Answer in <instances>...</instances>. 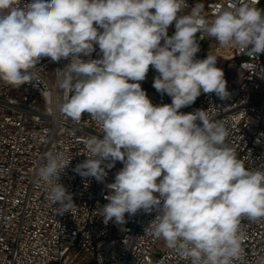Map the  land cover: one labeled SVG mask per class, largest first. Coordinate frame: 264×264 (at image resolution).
<instances>
[{"label":"clouds","instance_id":"clouds-1","mask_svg":"<svg viewBox=\"0 0 264 264\" xmlns=\"http://www.w3.org/2000/svg\"><path fill=\"white\" fill-rule=\"evenodd\" d=\"M258 3L225 0L209 20L199 2L180 15L187 0H0V83L34 84L43 58L67 60L57 79L60 112L77 123L87 113L102 128L82 140L86 158L72 171L87 187L121 162L105 185L104 224L155 212L144 233L187 264H244L241 221L264 219V166L246 168L228 128L207 110L180 111L202 93L230 98L218 57L197 58V33L249 57L264 53ZM150 66L153 88L170 104H153L141 87ZM72 159L49 152L37 169L59 215L76 206L59 182Z\"/></svg>","mask_w":264,"mask_h":264},{"label":"built area","instance_id":"built-area-1","mask_svg":"<svg viewBox=\"0 0 264 264\" xmlns=\"http://www.w3.org/2000/svg\"><path fill=\"white\" fill-rule=\"evenodd\" d=\"M197 2L204 5L202 15L211 20L217 5L225 0H187L180 15L190 12ZM256 7L264 9V0ZM174 32L173 23L168 34ZM196 35L201 49L197 58H206L208 52L218 57L217 67L224 72L230 98L202 93L180 111L207 110L228 128V143L246 168L264 166V53L249 57L235 48L221 47L206 32ZM97 52L93 58H98ZM66 63L43 58L34 84L14 89L0 83V264H187L173 250L157 248L163 239L144 233L155 212L126 213L127 223L104 224L100 214L108 202L105 185L114 181L121 162L108 171L104 183L88 178L87 187L72 171L86 158L80 155L82 140L102 134V128L87 113L77 123L60 112L64 93L57 79ZM156 75L150 66L141 87L153 104H170L171 97L161 96L152 86ZM49 152L73 157L59 181L73 194L76 206L71 213H56L59 205L52 206L37 176ZM241 228L246 236L244 264H259L264 257V219L244 218Z\"/></svg>","mask_w":264,"mask_h":264},{"label":"rangeland","instance_id":"rangeland-1","mask_svg":"<svg viewBox=\"0 0 264 264\" xmlns=\"http://www.w3.org/2000/svg\"><path fill=\"white\" fill-rule=\"evenodd\" d=\"M215 42L214 41H212V43L211 44H214ZM159 250H165V249H167V247L165 246V242L163 241V242H161L159 245H158V247H157Z\"/></svg>","mask_w":264,"mask_h":264}]
</instances>
